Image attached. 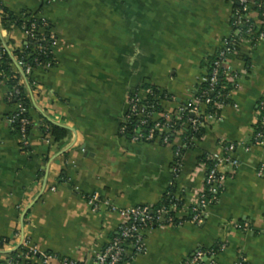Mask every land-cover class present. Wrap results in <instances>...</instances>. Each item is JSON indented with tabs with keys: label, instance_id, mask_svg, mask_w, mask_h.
Wrapping results in <instances>:
<instances>
[{
	"label": "crops",
	"instance_id": "1",
	"mask_svg": "<svg viewBox=\"0 0 264 264\" xmlns=\"http://www.w3.org/2000/svg\"><path fill=\"white\" fill-rule=\"evenodd\" d=\"M1 7L16 16L39 11L58 44L55 65L35 69L32 86L26 83L32 126L27 147L9 122L16 106L0 82V264H13L12 254L20 256L27 247L91 263L124 221L104 206L94 212L87 200L94 194L119 209L156 207L175 186L183 202L177 217L183 220L205 189L208 167L202 158L223 156L228 145L235 146L230 157L239 167L228 174L202 222L148 229L145 252L121 264H182L198 250L222 244L224 251L206 264H238L241 257L264 264V177L257 175L264 139L253 141L262 122L264 42H246L230 57L240 75L229 79L231 104L197 143L184 144L183 131L168 144L133 142L120 134L137 91L145 98L144 89L155 86L171 97L156 119L193 99L232 32L229 0H55L42 10L39 0H0ZM10 42L22 46L25 35L0 22V43ZM53 126L67 136L57 141L46 134ZM178 148L183 167L175 177ZM15 264L43 262L33 257Z\"/></svg>",
	"mask_w": 264,
	"mask_h": 264
},
{
	"label": "built area",
	"instance_id": "2",
	"mask_svg": "<svg viewBox=\"0 0 264 264\" xmlns=\"http://www.w3.org/2000/svg\"><path fill=\"white\" fill-rule=\"evenodd\" d=\"M55 0H46V5ZM233 5V17L231 21L232 32L225 37L222 45L217 53L216 60L212 64L210 72L201 78V84L207 83L208 88L204 90L200 97L194 96L187 104L181 105L174 114H160V118L156 119L155 115L159 114L154 108L155 105H146L145 102L149 97H154L152 88L144 89L146 97L141 98L137 91L130 97L129 109L125 116L124 122L120 128V134L126 135L130 120L134 117H139L138 124L132 129L131 140L133 142H154L159 140L162 143L168 144L173 136H177L181 131L189 129L192 134H196L202 126H209L211 123L220 121L219 112L231 102H224L216 95V89L219 82L220 74L226 75L229 79L237 80L239 73L234 71L230 65V57L237 55L241 46L248 42L252 46H256L264 42V0H229ZM43 26H49L48 21L40 17ZM25 35V46L28 47V41L36 39V24L31 22L30 25L24 24L21 27ZM41 41H48V46H39V50L50 55V60L41 67L45 69L52 68L56 59L54 56L55 48L58 44V39L55 33L51 30L47 35L40 37ZM4 50L0 48V61L3 59ZM17 71L19 68L23 71L22 78L17 81L12 88H8L7 99L10 103L16 106L15 113L9 118L11 124L19 125V135L22 139L24 147L28 145L27 128L31 125V121L26 116L27 108L23 104L22 87L28 82V76L33 73L31 66L26 65L23 60H16L14 63ZM40 65V64H39ZM1 67V62H0ZM14 71V70H13ZM15 72V71H14ZM9 76L0 68V82L6 84ZM200 84V85H201ZM199 85V86H200ZM228 95V99H229ZM156 102L163 104L164 99L161 96L154 97ZM214 106L215 112L205 114L202 110L204 107ZM261 123L260 130L254 135V143L262 144L264 139V101L260 103ZM180 126V129H176ZM183 129V130H181ZM194 141L195 138H191ZM234 145H228L225 148V154L212 155L209 157L213 164L207 169L205 177V189L196 199V201L186 210V218L175 223L172 212H181L180 205L177 202L170 207L162 206L156 210L148 205L130 207L127 209H119L109 201H102L99 195L94 194L88 197V203L94 212L105 207L111 212L118 213L123 218V223L119 227L117 237L102 251L96 253L94 260L91 263L83 264H121L126 257L133 258L134 256L145 252L144 234L155 223L161 225L170 224L175 227H181L186 223L200 224L209 207L218 202L221 193L224 189V183L228 178L229 173H234L239 167V161L230 157V152L234 151ZM182 150L178 148L176 151L177 159L173 167V174L176 176L182 170ZM259 177H264V164L257 170ZM235 227L242 231H247V225L236 224ZM4 241V240H3ZM225 245L222 244L217 250H198L190 258L182 264H206L213 261L214 257L224 251ZM20 259L30 260L33 257H39L43 264H48L53 260H58L61 264H78L77 262L61 259L55 255L41 252L35 247H27L25 252L20 254ZM15 264V263H13ZM238 264H247L246 259L241 257Z\"/></svg>",
	"mask_w": 264,
	"mask_h": 264
},
{
	"label": "trees",
	"instance_id": "3",
	"mask_svg": "<svg viewBox=\"0 0 264 264\" xmlns=\"http://www.w3.org/2000/svg\"><path fill=\"white\" fill-rule=\"evenodd\" d=\"M39 1H40V10H42V8L46 5V0H39ZM0 9H1V13H0L1 14V21L0 22H1V25L4 29L11 30L12 25H15L16 27L21 28L24 24L30 25L31 22H35L36 27H37L36 39L28 41V47L25 46V43H23V45L19 46V47L13 46L11 44V42L5 46L0 43V48L2 50H4L3 59L0 61L1 62L0 68L2 70H4V72L9 76V79L6 82L7 87L12 88V86L15 85L17 83V81H19L22 78L21 74L17 71V69L14 65V60L15 61L16 60H23L26 65H29L32 67L33 71L35 69L41 67L42 64H45L46 62H48L50 60V55L43 53V51H40L38 48H39V46H44V47L48 46V41H46V40L41 41L40 37L43 34L47 35L52 29H51L50 25L49 26H43L42 25L41 20H40V14H39L40 12L39 11L36 13H31V14L25 13V14H22L21 16H16L12 12H10L8 9H6L5 7H1ZM9 45H12V47L9 48ZM216 57H217V54L212 59V61L210 62V65L208 67L207 72L211 71L212 64L216 60ZM27 78H28L27 84L32 86L31 75H29ZM26 85H24L21 90H22V96H23V104L27 108L26 116L30 120V117L28 114L29 107H30V99H29V95L27 92ZM150 88H152L154 91V97L161 96V98H163L164 101L169 100L171 98L166 92L160 90L158 87L151 86ZM207 88H208L207 83L201 84L197 88L194 96L200 97L202 92L204 90H206ZM233 88H234V84L229 81V78L226 77V75L220 74L219 82H218L217 86L215 87V89H216L215 94L219 95L221 97H219V99H216V100L229 102L228 95L232 91ZM154 97H149L148 100L145 102V104L146 105H149V104L155 105L154 108L157 112H159V113L164 112L163 105L159 104L158 101L156 102V100H154ZM202 111L205 114L214 113L215 107L210 105L208 107H204ZM139 120H140L139 117L132 118L130 120V124L128 125V130L126 132V135H122V136L131 138L132 129L138 124ZM12 126H13L15 132L18 134L19 133V125L17 123H14V124H12ZM180 128H181L180 126H176L177 130ZM31 129H32V126L29 125V127L27 128V136H29ZM206 129H207L206 125L202 126L196 134H192L189 131V129H185V128H184V130L181 129L184 132V144H188L190 146V145H193V144L197 143L198 141H200L202 139L203 135L206 133ZM260 129L261 128H260V124H259L257 130H260ZM263 131H264V129H263ZM45 133L48 135H51L57 141L65 138L67 136V130L62 129V128L57 127V126L51 127L50 130H47V131L45 130ZM175 137H176V135L172 137L171 142L174 140ZM192 137L195 138L194 141H192V139H191ZM202 160L207 165L208 168L211 167L213 164V161L208 157H204V158H202ZM176 193H177L176 187L175 186L171 187L169 189V191L166 193L163 202L161 204H159L158 206L153 207V209L156 210L162 206L170 207L173 203L177 202L178 200L179 201L177 203L180 205V208H181L183 205V202L180 199V197H177ZM177 198H178V200H177ZM179 212H180V209H179V211L172 212V216L174 217L175 223L179 222V219L177 217ZM185 219H187V218H184V220ZM160 225H161L160 223H155L150 228H153L154 226H160ZM0 241H2V240L0 239ZM219 246L220 245H216L215 247H213L211 249L217 250L219 248ZM202 250H208V249H202ZM22 252H25V251H22ZM12 255L14 256V260H13L14 263H17L20 261V257L17 256L16 253H13ZM130 259H131L130 257H126L123 262L129 261ZM78 264H83V263H78Z\"/></svg>",
	"mask_w": 264,
	"mask_h": 264
},
{
	"label": "water",
	"instance_id": "4",
	"mask_svg": "<svg viewBox=\"0 0 264 264\" xmlns=\"http://www.w3.org/2000/svg\"><path fill=\"white\" fill-rule=\"evenodd\" d=\"M14 63H16V61L14 60ZM19 71H20V73L22 74V75H24L23 74V71L19 68Z\"/></svg>",
	"mask_w": 264,
	"mask_h": 264
}]
</instances>
